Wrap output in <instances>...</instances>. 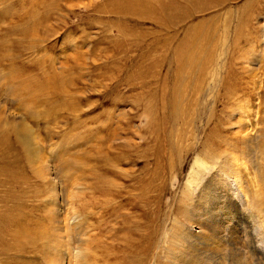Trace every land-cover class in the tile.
I'll list each match as a JSON object with an SVG mask.
<instances>
[{"label":"rangeland","instance_id":"1","mask_svg":"<svg viewBox=\"0 0 264 264\" xmlns=\"http://www.w3.org/2000/svg\"><path fill=\"white\" fill-rule=\"evenodd\" d=\"M112 2L0 0V264H264V0Z\"/></svg>","mask_w":264,"mask_h":264},{"label":"bare ground","instance_id":"2","mask_svg":"<svg viewBox=\"0 0 264 264\" xmlns=\"http://www.w3.org/2000/svg\"><path fill=\"white\" fill-rule=\"evenodd\" d=\"M198 2V0L196 2H194L195 4ZM223 2V1H222ZM194 4V5H195ZM219 4V3H218ZM193 3L192 0H155V2L153 0H113L112 2V6H114V9L125 16H129V15H133L136 14L139 10L144 11L147 16L149 18H153L159 25L160 27L170 30V29H177L176 27V22L175 19H177V17L179 19L183 18L184 14L186 13H191L192 8H193ZM183 6V7H182ZM192 7V8H191ZM190 16V15H189ZM182 21V20H181ZM184 45V43H183ZM190 58V57H189ZM196 60V59H195ZM185 65V64H183ZM194 66V65H193ZM183 72V71H182ZM174 98V97H173ZM176 98V97H175ZM176 103V102H174ZM174 105V104H173ZM175 107V106H174ZM175 109V108H174ZM173 109V110H174ZM242 110V109H241ZM177 111V110H176ZM182 112V111H179ZM178 112V113H179ZM175 114V113H174ZM179 116V115H178ZM175 117V116H174ZM185 122V121H184ZM238 124V123H237ZM240 125V124H239ZM24 126L22 127V131H23ZM30 135V134H29ZM24 146L27 148L28 150V156H29V160L31 162H34L37 160L38 155H36L29 146V141L28 138L26 137L25 139L21 136L20 137ZM44 159V158H43ZM204 162H206L204 160ZM204 162L201 159H197L195 164H194V168L193 171L190 174L188 183L192 184L193 182H195V177L197 175L196 168H202L203 166H205ZM0 163L3 164L4 168L9 169L10 171L16 169L20 162H9V160L7 159V155L5 156H0ZM228 167L230 169H228ZM4 168H2L3 172H7V170H5ZM205 168V167H204ZM206 170V169H205ZM203 171V170H202ZM221 171V169H220ZM224 176L223 180H222V184L225 188H230L231 190H234L237 194L235 195L238 199L236 203H238L240 205V203L242 201L241 198V194L243 193L240 191L241 186L245 187V188H249V184H248V180H246V173L243 172L242 174L240 173V171L237 169V167H233L232 164H229L228 161L226 162V164L224 165L223 171H221ZM16 178L15 176H10L9 179H13ZM17 179V178H16ZM248 190V189H247ZM230 191V190H229ZM250 193V192H249ZM246 195V194H244ZM243 195V196H244ZM235 197V198H236ZM245 197V196H244ZM250 197V195H249ZM248 198V196H247ZM246 198V199H247ZM255 198V197H253ZM232 199V198H231ZM253 200V199H252ZM255 200V199H254ZM253 200V201H254ZM231 201H234L233 199ZM249 201V200H248ZM229 203V202H228ZM249 203V202H248ZM254 203V202H253ZM243 204V202H242ZM230 205V204H229ZM232 205V202H231ZM250 207V206H249ZM238 208V206H237ZM243 209V208H242ZM20 211V210H19ZM24 215V214H23ZM26 218V216L24 217ZM23 218V219H24ZM28 218V217H27ZM6 222L3 224V227L1 226L0 228V233L3 235L4 233L7 232V228L10 227L11 224H14V222L16 223L17 221V217L16 216H8L6 218ZM1 221V220H0ZM25 221V220H24ZM20 222V221H19ZM28 222V221H26ZM8 224V226L6 225ZM258 224V223H257ZM215 225V224H214ZM254 226V227H253ZM254 228V231H257L255 228V222L254 224L251 226ZM26 229L23 227V230ZM25 231V230H24ZM204 231V230H203ZM22 232V231H21ZM29 232V231H27ZM25 233V232H24ZM54 235V234H53ZM253 235V234H252ZM27 236V235H26ZM31 236V235H29ZM254 236V235H253ZM20 238V237H19ZM14 239V238H13ZM21 239V238H20ZM256 238L252 237L251 241H250V245L253 246V249L256 250L258 253H260V255L262 254L264 256V252L262 250H260V248L258 247V243H255ZM263 240V239H261ZM7 241V240H6ZM25 241V240H24ZM211 241V239H210ZM260 242V241H259ZM17 243V242H16ZM31 243V242H30ZM232 243V242H231ZM264 244V243H263ZM12 245V244H11ZM8 246V245H7ZM6 248V247H5ZM236 249V248H235ZM233 251V250H232ZM231 252V251H230ZM144 255V254H143ZM79 256V255H78ZM236 255L234 254V257ZM188 260H186V263L188 264H193L195 263V259L198 258L196 251L194 250V252L192 253V256L187 257ZM199 264V263H198ZM232 264H238V263H234L232 262ZM252 264V263H251Z\"/></svg>","mask_w":264,"mask_h":264}]
</instances>
